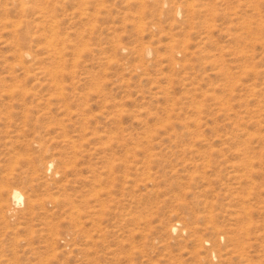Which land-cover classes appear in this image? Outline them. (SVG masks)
<instances>
[{"label": "rangeland", "instance_id": "374dc122", "mask_svg": "<svg viewBox=\"0 0 264 264\" xmlns=\"http://www.w3.org/2000/svg\"><path fill=\"white\" fill-rule=\"evenodd\" d=\"M0 264H264V0H0Z\"/></svg>", "mask_w": 264, "mask_h": 264}, {"label": "bare ground", "instance_id": "6f19581e", "mask_svg": "<svg viewBox=\"0 0 264 264\" xmlns=\"http://www.w3.org/2000/svg\"><path fill=\"white\" fill-rule=\"evenodd\" d=\"M21 198H22V195H21V193H20L19 191L14 190V191L12 192V199H13L14 201H20Z\"/></svg>", "mask_w": 264, "mask_h": 264}]
</instances>
